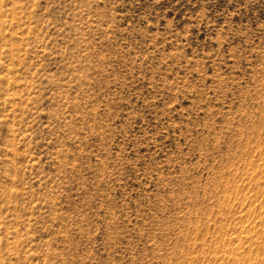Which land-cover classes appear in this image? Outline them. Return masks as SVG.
I'll use <instances>...</instances> for the list:
<instances>
[{"label": "rangeland", "instance_id": "1", "mask_svg": "<svg viewBox=\"0 0 264 264\" xmlns=\"http://www.w3.org/2000/svg\"><path fill=\"white\" fill-rule=\"evenodd\" d=\"M0 264H264V0H0Z\"/></svg>", "mask_w": 264, "mask_h": 264}]
</instances>
